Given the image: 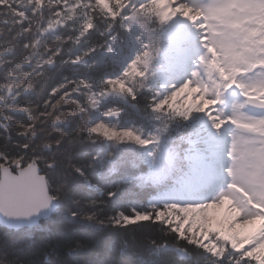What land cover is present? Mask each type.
Returning <instances> with one entry per match:
<instances>
[{"label":"trees","instance_id":"1","mask_svg":"<svg viewBox=\"0 0 264 264\" xmlns=\"http://www.w3.org/2000/svg\"><path fill=\"white\" fill-rule=\"evenodd\" d=\"M27 2L30 6L22 8L19 0H0V28L7 26L2 23L5 13L7 24L10 20L12 24L22 25L24 29L28 28V24L33 20L39 23L49 16L45 11V5L49 0H27ZM64 2L65 0H60V4ZM98 2L107 11L111 10V5L107 9L100 0ZM113 3L119 5L121 0H111L110 4ZM145 9L160 23L161 14L155 0H147L141 10ZM111 36L112 51L120 48V53L123 54L130 44L129 31L121 29L117 24L111 30ZM139 46L137 52L140 51ZM76 51H79V47L74 50ZM102 51L106 50L101 48L90 53L81 65L62 68L51 83H59L62 77L67 75L70 78L79 77L87 80L95 90L103 80L116 78L123 72V70L118 71L119 62L114 58H99ZM157 74L152 72L146 79H136L130 83L131 88L139 91L136 99L123 93L124 101L105 100L97 109L102 112L101 121L110 127H112L110 120L103 114L110 109L118 110L119 122L114 126L115 130L119 132L128 130L133 136L142 139H150L153 134H159V145L160 143L163 145L160 142L163 139L171 147L173 143H180L183 120L174 113L170 104L158 112L150 111L148 108L147 97L159 87ZM95 109H89V122ZM138 129L142 131L141 134H138ZM162 129L166 131L161 132ZM94 137L99 139L94 138L73 148V161L86 165L82 168L83 175L72 173L62 177L57 184L50 185L53 178L58 175L59 169H49V174L46 176L48 190L56 197L57 202L56 208L49 217L41 218L36 224L18 230L0 225V254L25 260L31 259L36 264H214L216 260H223L224 264H261L248 253L231 246L222 234L219 235V232L211 233L216 248L208 251L200 242L195 241L193 234L179 231L175 227V222L165 220V217L162 218L163 223L150 218L129 224L127 227H113L108 220L109 216H114L117 212L129 214L130 209L147 211L150 204L161 202L155 199L161 195L151 187H138L140 182L137 180L131 183L125 182L136 175L138 165H142L141 170L149 167V157L134 142L106 140L99 135ZM106 153H111V157ZM178 174L172 171L168 175L167 179L171 185L181 178ZM61 185L66 194L70 193L74 203H82L92 210L89 214L95 212L104 223L98 224L95 221L79 223L76 218H69L66 212L69 199L66 197L61 200L56 195L57 188ZM117 185L119 188L114 196L103 195ZM102 199L103 206L88 207L90 202ZM153 241L160 246H154ZM189 241L201 249L189 244ZM228 251L237 255L228 256L225 260V253ZM0 264H6L3 255H0Z\"/></svg>","mask_w":264,"mask_h":264},{"label":"snow or ice","instance_id":"2","mask_svg":"<svg viewBox=\"0 0 264 264\" xmlns=\"http://www.w3.org/2000/svg\"><path fill=\"white\" fill-rule=\"evenodd\" d=\"M95 2V0H92ZM147 0H121L119 4V10L113 11L112 8L108 11V15L103 17L105 21L104 28L106 29L107 38L109 43L106 45L107 51H112L111 30L119 24L121 29L125 31H131L135 26L137 29H142L143 25L137 22V10L142 9ZM177 4L183 6L185 3L189 7L204 8L206 11L211 10L212 5L209 0H176ZM175 6V5H174ZM162 25L171 26L172 23L177 21L173 18L172 21H168L167 14L162 13L159 17ZM182 21V20H180ZM86 29H91L93 26L85 24ZM104 36L102 32L98 34ZM137 41H140V37H136ZM201 39L204 37L201 35ZM167 54L169 62L174 64L177 58H183L190 55L192 49L190 47L189 33L181 28L171 29L167 36ZM143 51H139L135 54L134 58L127 64L123 72L116 78L105 79L101 82L104 87L97 92H88L90 83L85 79H72L68 84V88L62 89V93H68L65 97L71 98L76 96L75 91H69L72 88H76L78 92H85L87 94V102L94 109L97 106L98 98L103 96L109 91H119L126 93L130 98L136 99L139 91L130 87V83L136 79H146L150 72V68L153 61V54L150 50L141 45ZM94 49L89 50V54ZM210 59L207 51L203 54H199L192 61L197 67L205 64ZM73 63H81L78 57L73 58ZM258 67L252 69L254 73H257L255 77H242L239 80L231 81L222 79L219 85L214 86L212 89L204 88L206 81L202 75L196 71H191V78L185 79L183 82L167 85L157 89L152 95L147 97L148 108L150 111L158 112L162 111L164 107H167L172 100L182 92L196 91V86L204 88L207 95H200L199 102L194 107L196 111L179 112L177 115L183 120V125L180 133V143H173L169 149L166 150L168 160V170L157 165L155 155L159 148V134H153L150 139H142L133 136L131 132L124 131L119 132L115 130L114 126L110 127L103 121H97L88 129L92 135L102 136L106 140H114L117 142H123L131 140L139 149L142 150L149 157V167L146 170H141L142 165H138L136 168V175L132 176L130 180L125 181L131 183L133 180H137L140 183L138 187L147 186L151 187L156 193L160 194L164 199L159 204H150L147 207V211H137L136 209H130L129 214L123 212H117L114 216H109L108 220L113 227H127L129 224L143 222L147 219L154 218L156 221L163 223L162 218L166 211H169L173 205L186 208V205L193 203L182 199V197L191 189L195 188L205 182V168H204V151L207 148V138L200 128L199 123L194 119V114L202 113L207 121L210 122L211 128L220 130L226 124H230L234 128V132L231 136V141L228 146L227 155L231 160L230 166L226 169L228 176L231 177L233 183H240L243 185L253 186L256 184H264V115L259 118H252L246 116L239 111L243 105H235L230 116L220 111L216 106L221 102L222 92L229 88V84L236 85V88L240 90L241 95L245 98V103H254L258 107L264 109V75L259 73L264 70V62L257 63ZM19 89L12 90V86L9 85L5 91H0V107L5 106H22L21 97L16 95ZM61 93L45 94L43 103L49 106L55 102L58 95ZM79 102V98H77ZM83 108L84 105L82 104ZM13 115L21 117L23 113H16L12 111L11 107H5V115L0 116V134H6L8 132V124L6 121L7 115ZM117 113L115 110H108L103 115L106 117L115 116ZM166 131L162 129L161 132ZM155 142V144H153ZM25 151L27 147L25 146ZM108 157H111V153H106ZM97 159V157H94ZM17 166H13L11 171V185L5 186L0 183V213L8 216H28L41 207H47L48 201L55 199L54 196L47 195L44 189L43 177H37L36 173L39 171V167L34 168L31 171V177L27 173H21L16 171ZM49 168L53 165L49 164ZM187 167V171H183ZM77 173H82V169L77 168ZM176 171L182 173L181 182L179 188H173L167 179L168 175ZM32 177L35 179L33 180ZM119 185L115 188L103 193L105 197H112L116 194ZM168 197H172L168 199ZM104 200L92 201L88 204V207L103 206ZM73 218L77 217V213L73 211L71 213ZM89 221H95L98 224H103L104 221L98 218L94 214L87 213L85 216ZM154 246L159 247L156 241L152 242ZM189 244H193L191 241ZM197 246V245H195ZM200 248L199 246H197ZM201 249V248H200Z\"/></svg>","mask_w":264,"mask_h":264},{"label":"clouds","instance_id":"3","mask_svg":"<svg viewBox=\"0 0 264 264\" xmlns=\"http://www.w3.org/2000/svg\"><path fill=\"white\" fill-rule=\"evenodd\" d=\"M65 5H61L60 0H49L45 5V11L49 13L48 25H56L54 31L49 32L48 26L35 20L28 24V30L22 25L8 29L0 28V91L7 90L9 85L12 90L19 89L16 95L21 97L22 106L5 107H11L16 113H23L21 117L7 115L8 132L0 134V171L5 174L6 179L11 177L10 170L14 165L17 166L16 171L29 173L41 164H52V168L59 169L58 175L50 182V185H55L62 177L77 173V168L86 167L73 161V148L94 138L99 139L88 131L95 123L88 120L89 109H92L86 99L88 93L78 92L75 87L69 90L76 92L75 97L66 99L68 93H62V89L68 88L72 79L80 78H70L66 75L59 83L52 84L51 81L62 68L84 63L89 50L94 49L91 53L101 48L107 51L109 40L103 17L108 15V11L98 0H65ZM119 7L116 3L111 4L113 11H118ZM246 7H259L261 21L264 23V5ZM136 18L137 22L143 25L142 29H138L140 43L150 50L154 58V54L158 52L157 33L160 24L148 14L147 9H138ZM89 23L93 27L86 29L84 25ZM245 31L226 30L212 37L209 43H217L234 50L248 39V36L244 35ZM102 32L105 33L104 36L98 35ZM44 33L46 35H43ZM78 47L79 51L74 52ZM140 51H143V48H140ZM76 57L81 63L72 62ZM262 62L264 54L257 55L255 51L248 49L226 56L222 66L228 73V79L224 83L234 76L237 80L242 77H255L258 74L252 71L253 66ZM192 70L201 75L213 71L207 64L197 67L195 63ZM259 75H264V70ZM102 87L104 85L100 84L94 90L91 86L88 92L100 91ZM233 87L236 88V85H229V88ZM46 93L61 94L49 106L42 102ZM5 107H0V116L5 115ZM48 174L47 171L44 172V175ZM56 195L61 200L66 197L69 199L70 203L66 206L69 218L75 211L79 223L89 221L85 216L92 210L82 203H74V199L70 193L66 194L62 185L57 188ZM92 214L96 215L95 212ZM0 255H3L6 264H36L31 259ZM235 255L237 254L228 251L225 253V260L228 256ZM214 264H224V261L216 260Z\"/></svg>","mask_w":264,"mask_h":264},{"label":"rangeland","instance_id":"4","mask_svg":"<svg viewBox=\"0 0 264 264\" xmlns=\"http://www.w3.org/2000/svg\"><path fill=\"white\" fill-rule=\"evenodd\" d=\"M100 1L109 9L111 0ZM155 1L158 4L159 14L166 13L168 21H172L173 18L177 19L171 26L159 23L160 28L157 34L161 35L158 36V52L154 54L149 72H154L153 68H155L156 62L159 61L160 72L157 76L159 77L157 78L159 79V87L157 89L174 84L173 81L181 83L185 79H190L193 67L192 61L200 52L207 51L210 59L205 64L213 69L211 73L205 72L202 75L206 81L204 88L207 89L219 85L222 79H228V73L224 71L222 66L226 56L235 55L246 49L255 51L257 55L264 54V23L261 21L260 9L259 7H246L247 5H264V0H209L212 8L208 11L202 7H189L187 3L181 6L176 3V0ZM19 3L22 8L30 6L27 0H19ZM61 5H65V2ZM39 6L41 7L40 4ZM187 7L195 13V18L187 19L184 17V9H187ZM5 14L2 21L3 24L7 25L4 27L5 29L18 26L15 22H13L15 24H12L10 20L7 24V19L4 18ZM48 18L49 16L39 23L47 26ZM170 28L186 30L190 36V47L192 49L190 55L183 58L178 57L174 64L169 62L167 54V36ZM27 29L25 28V30ZM242 29L246 30L244 35H247L248 39L244 40L234 50L224 48L217 43H209L212 37L218 36L226 30L240 32ZM137 35H139V30L133 26L129 31L130 44L123 54L120 53V48L117 51H111L110 53L104 51L101 54L106 56L105 58H114L119 63L122 62L121 64L127 62V60L130 62L136 54L135 50H137L138 45L141 48L140 41L138 42L136 39ZM201 35L204 37L203 40ZM255 67H258V65L253 66V68ZM180 75H182L181 78H179ZM230 80L235 81V76ZM204 88L196 86V91L180 93L170 103L175 111L174 113L177 115V113L186 112L189 109L193 112L196 111L194 107L196 104L195 98L196 96L207 95ZM109 99L124 101L125 98L123 93L119 91H109L98 98L97 106L102 101ZM235 105H243L239 111L248 117L259 118L264 115V109L256 110L245 105L244 97L241 95L240 90L235 87L222 92L221 102L216 107L225 116H230ZM113 110L117 114L112 117L105 116V118L110 120V125L115 126L119 122V112L116 109ZM96 112L92 116L91 122L100 121L99 116L101 117L102 113L100 111ZM194 119L199 123L208 141L207 148L204 151L205 182L189 190L182 197V199L193 203L187 204L186 208L173 205L169 211L165 212V220L175 222V227L179 231H184V233L187 231L193 234L195 241L200 242L210 251L216 248L211 233L219 232V235L222 234L235 248L248 253L261 264H264V184L249 186L233 183L231 177L228 176L226 169L230 166L231 160L227 155V151L234 132L233 126L226 124L220 130L212 129L210 122L202 113L194 114ZM129 127L132 128V126ZM138 131V134H141L142 131L139 129ZM160 142L163 145L160 143L155 160L157 165L167 172L166 150L170 147L165 140L161 139ZM183 171H187V167ZM178 176L182 177V173H179ZM171 198L168 197V199ZM155 199L162 201L164 198L161 196Z\"/></svg>","mask_w":264,"mask_h":264},{"label":"water","instance_id":"5","mask_svg":"<svg viewBox=\"0 0 264 264\" xmlns=\"http://www.w3.org/2000/svg\"><path fill=\"white\" fill-rule=\"evenodd\" d=\"M56 28V25L51 27L52 30ZM49 29V28H48ZM254 106V103H250ZM41 169L39 168V171L36 173L37 177H43L44 180V189L47 193V195L52 196L51 193H49L47 189V180H45V175L40 171ZM29 177H31V172L27 173ZM34 180L35 178L32 177ZM0 183H3L5 186H10L11 185V179L5 178V174L0 171ZM57 203L55 202V199L49 200L47 207H41L38 211L28 215V216H8L3 213H0V225L4 227H9L13 229H18L21 227H29V225L35 224L37 221L40 220V218H46L51 215V212L55 209Z\"/></svg>","mask_w":264,"mask_h":264},{"label":"bare ground","instance_id":"6","mask_svg":"<svg viewBox=\"0 0 264 264\" xmlns=\"http://www.w3.org/2000/svg\"><path fill=\"white\" fill-rule=\"evenodd\" d=\"M184 17H186L187 19H188V18H195L196 15H195V13H193V11H192L191 8L187 7V9H184ZM181 77H182V75H180L179 78H181ZM177 79H178V78H177ZM174 80H176V79H174ZM173 83L176 84V85H179V83H178L177 81H173ZM195 99H196V100H195V103L199 102V96H196ZM47 189H48V187H47ZM48 191H49V190H48ZM49 193H51V192L49 191ZM51 195H52V194H51ZM52 196H53V195H52Z\"/></svg>","mask_w":264,"mask_h":264},{"label":"flooded vegetation","instance_id":"7","mask_svg":"<svg viewBox=\"0 0 264 264\" xmlns=\"http://www.w3.org/2000/svg\"><path fill=\"white\" fill-rule=\"evenodd\" d=\"M2 20H3V19H2ZM43 165H44V164H41V165L39 166L40 169H41V172H43V173H44L45 171L48 172V171H49V167H48L49 164H48L47 166H45V167H44Z\"/></svg>","mask_w":264,"mask_h":264}]
</instances>
